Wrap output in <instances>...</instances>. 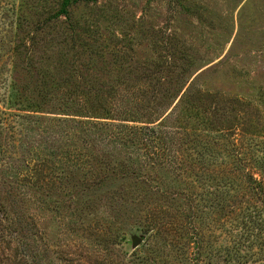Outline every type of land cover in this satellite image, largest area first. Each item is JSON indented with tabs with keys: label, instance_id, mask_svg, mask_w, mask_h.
I'll list each match as a JSON object with an SVG mask.
<instances>
[{
	"label": "rangeland",
	"instance_id": "1",
	"mask_svg": "<svg viewBox=\"0 0 264 264\" xmlns=\"http://www.w3.org/2000/svg\"><path fill=\"white\" fill-rule=\"evenodd\" d=\"M61 2L0 0V213L23 231L0 243V264H178L145 232L160 204L190 213L176 177L108 165L150 155L131 127L195 125L190 97L211 109L235 102L218 127L244 130L233 128V140L247 164L264 155V0L79 3L69 30L43 23ZM132 94L147 102L128 106ZM159 137L169 152L172 135ZM69 149L92 157L96 172ZM36 168L47 178L16 180Z\"/></svg>",
	"mask_w": 264,
	"mask_h": 264
},
{
	"label": "trees",
	"instance_id": "2",
	"mask_svg": "<svg viewBox=\"0 0 264 264\" xmlns=\"http://www.w3.org/2000/svg\"><path fill=\"white\" fill-rule=\"evenodd\" d=\"M97 2L99 0H62L58 11L47 17L43 23L67 24L69 30L75 18L71 14V7L79 3ZM19 27L22 30L21 24ZM77 62L78 59L75 58L70 63L74 66ZM151 76L150 74V80ZM133 95L126 96L131 97V101L126 103L128 106L135 108L141 102H147L145 97L134 98ZM17 102L15 101V104ZM232 103L235 102L230 99V107L225 104L211 109L190 97L184 109L189 113L190 118H196L195 125L178 126L168 132L162 129L155 131L148 127L153 122H145L146 125L140 129L131 127L134 133L143 135L142 145L151 143L150 155L131 157L116 165L112 163L108 165L113 172L129 165L140 167L150 172V178L153 180L155 175L151 172L156 174V171H159L157 179L162 178L164 170L170 171V174L176 177L180 184V190L176 195L185 196L182 198L189 204L190 213L178 215L173 205L168 207L160 204L152 210L154 215L146 225L145 232H155L156 241L160 238L167 242L170 252L165 255L173 258L178 264H262L264 262V155L254 156L251 163L247 164V156L244 157L240 150H237L233 140L235 134L233 128L237 130L239 126H233L231 129H224L222 125L218 127L217 122L227 121L231 113L235 112L236 109L231 110L234 108ZM29 106L35 109L40 104L31 103ZM142 111L146 112L143 114L144 117L150 118V113H147L146 109ZM136 113L142 114L138 111ZM216 115H220L223 119ZM5 116L8 117L6 114ZM237 131L244 132L243 129ZM205 133L219 134V137L207 136ZM159 135L163 138L166 136V139L167 136L172 135L169 152L166 148L161 149L158 146L161 143ZM107 138L111 139V135L107 134ZM130 138L132 144L136 145V138L133 135ZM73 151L72 154L70 149L68 151L69 160H74L76 166L86 168L91 173L96 172V163L92 157L90 160L89 156L84 155L79 149ZM155 155L156 158L153 157ZM135 171H138L137 174L142 177L143 170ZM30 174L31 177L19 173L15 175L16 180L29 178L35 183L41 175L47 178V173H40L38 168L32 170ZM37 175L39 176L35 177ZM57 177L59 179L57 178L55 183L59 184L58 188H62L66 183L65 177L61 175ZM2 178L4 177L0 174V181H5V178L4 180ZM163 195L166 193L164 192ZM13 222L9 216L5 217L0 213V243H10L14 237L22 236L23 231L19 230V227H14ZM217 230H220L219 233L216 232ZM120 237L118 235L117 243L114 239L113 244H119ZM163 253L161 257H165Z\"/></svg>",
	"mask_w": 264,
	"mask_h": 264
},
{
	"label": "water",
	"instance_id": "3",
	"mask_svg": "<svg viewBox=\"0 0 264 264\" xmlns=\"http://www.w3.org/2000/svg\"><path fill=\"white\" fill-rule=\"evenodd\" d=\"M133 241H134L135 245H139V243H140V240L137 237H134Z\"/></svg>",
	"mask_w": 264,
	"mask_h": 264
}]
</instances>
